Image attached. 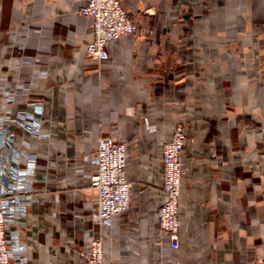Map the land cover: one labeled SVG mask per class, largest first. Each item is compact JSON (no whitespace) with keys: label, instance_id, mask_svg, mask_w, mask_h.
I'll return each mask as SVG.
<instances>
[{"label":"crops","instance_id":"obj_1","mask_svg":"<svg viewBox=\"0 0 264 264\" xmlns=\"http://www.w3.org/2000/svg\"><path fill=\"white\" fill-rule=\"evenodd\" d=\"M120 1L134 20L147 17L94 62L85 57L91 20L78 13L85 0H0V71L18 55L6 47L14 33L29 29L25 54L38 58L30 97L46 119L41 135L18 138L48 180L12 224L21 241L12 264H81L95 196L84 157L102 135L127 143L133 182L106 264H159L145 239L163 198L160 142L178 121L188 137L179 264H255L264 253V0ZM26 108L19 102L13 117Z\"/></svg>","mask_w":264,"mask_h":264},{"label":"built area","instance_id":"obj_2","mask_svg":"<svg viewBox=\"0 0 264 264\" xmlns=\"http://www.w3.org/2000/svg\"><path fill=\"white\" fill-rule=\"evenodd\" d=\"M78 13L91 20L93 38L86 44L85 57L94 62L108 60L109 48L115 41L138 31L136 20L120 0H85ZM30 32L27 29L21 34L14 33V39L6 47L11 53L17 50L18 55L12 56L5 63V69L0 71V264H12V259L19 258L12 252L13 248L17 250L21 246L20 235L12 230V224L26 217L31 198L37 192L35 184L48 180L38 172L37 152L18 142V138L27 133L41 135L46 120L44 103L30 97L38 60L25 54L32 45ZM36 38H42V34ZM153 77L157 79L160 75ZM21 101L27 103V108L24 113L13 117L14 106ZM187 141L184 124L178 121L171 139L160 142L163 198L156 211L155 231L145 239L148 247L158 250L159 264H179L180 261V199ZM127 150L126 142L102 135L94 152L84 157L94 168L89 184L94 188L95 196L92 198L89 224L84 229L81 264H106L104 250L109 228L130 209L133 182L128 177ZM22 261L14 264H21ZM255 264H264V253L257 256Z\"/></svg>","mask_w":264,"mask_h":264},{"label":"rangeland","instance_id":"obj_3","mask_svg":"<svg viewBox=\"0 0 264 264\" xmlns=\"http://www.w3.org/2000/svg\"><path fill=\"white\" fill-rule=\"evenodd\" d=\"M155 16H156V14H153L152 17H155ZM146 17H147V16L143 15L142 18L136 19L137 26H138V30L141 29L142 22L144 21L143 19L146 18ZM136 33H138V31H137ZM136 33H135V34H136ZM135 34H134V35H135ZM176 66H177V64L174 63V64H173V68L176 67Z\"/></svg>","mask_w":264,"mask_h":264}]
</instances>
